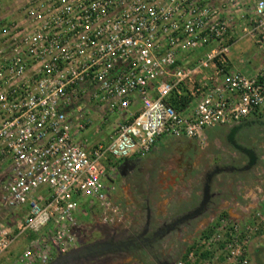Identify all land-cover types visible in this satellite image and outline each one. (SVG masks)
<instances>
[{
    "label": "built area",
    "instance_id": "built-area-1",
    "mask_svg": "<svg viewBox=\"0 0 264 264\" xmlns=\"http://www.w3.org/2000/svg\"><path fill=\"white\" fill-rule=\"evenodd\" d=\"M47 1L41 33L23 46L27 60H0V165H8L9 175L0 205L29 208L16 230L0 227V256L23 236L53 229L44 249L37 242L22 264H48L53 251L74 245L81 198L109 209V177L121 162L145 158L165 138L205 142L211 129L264 121V71L230 68L235 39L216 6L200 0L167 6L154 0ZM253 15L249 34L262 48L264 0ZM206 47L198 61L185 63L184 56ZM173 94L187 96L183 111L169 104ZM90 110L124 115L108 144L90 148L79 140L75 131L91 125L85 117ZM260 234L264 210L246 221L220 216L173 264H250Z\"/></svg>",
    "mask_w": 264,
    "mask_h": 264
},
{
    "label": "rangeland",
    "instance_id": "rangeland-1",
    "mask_svg": "<svg viewBox=\"0 0 264 264\" xmlns=\"http://www.w3.org/2000/svg\"><path fill=\"white\" fill-rule=\"evenodd\" d=\"M154 1H158L159 4L164 6L170 3V0ZM257 1L200 0L199 4H208L219 8L221 19L227 22L230 27V33L234 37L235 42H237L243 37H251L249 32L253 28V13ZM47 3V0H0V60L2 58L14 59L18 57L21 60H27L29 55L23 46L28 49L26 42L29 37L41 33L40 29L46 19L43 12ZM225 4L227 6L224 7ZM204 53L187 55L183 59L185 63H194L203 57ZM262 56L264 61V54ZM6 74L12 77L11 71H6ZM23 74L26 77V74ZM85 113V117L90 120L91 125L85 130L86 133L84 135L83 131L76 130L77 136L82 137L83 141H88L90 148L96 146V144H104L103 140L112 129L113 120L106 121L103 118L105 116L104 113L102 114L100 111L90 110ZM111 116L114 119L120 117L118 114H112ZM229 130L230 127L211 129L207 132L205 142L165 138L161 141L160 146L154 148L149 155L143 158L140 165L142 169L140 174L130 178L123 177L119 179L115 170L111 174L112 177H109L111 181L109 183L113 181L116 184L113 183L110 187H117V196L124 197L123 199L115 200L117 206L124 211L125 198L127 197L126 194L121 192L122 188L127 194L131 193L132 196L137 197L140 202H142V198H146L148 195L152 203L159 200L163 201L164 206H169L168 208L170 211L173 210L174 215H182L199 206L203 196L205 178L210 171L216 166L236 165L243 167L248 162L244 155L238 153L229 145L227 141ZM249 133L244 131L239 134L237 140L241 145L252 147L256 151L258 163L250 173H223L214 178L211 191L213 197L210 201V207L218 211L216 219L220 217V214H224L227 218L235 221H246L255 216L257 212L264 210V131L254 130L251 132L253 136L249 135ZM248 137H250V140ZM7 167L8 165H0V196H2L3 187L9 179V175L6 172ZM44 191L46 189L42 192ZM176 200L179 201L177 206L174 204ZM80 201L81 204L76 214V218L80 223L81 220H86L89 216H97L99 219L103 218L100 209L103 212H109L108 209H104L101 205L99 206L98 202L92 198L86 199L83 197ZM28 212L29 208L25 207L24 212L18 211V216H16L13 211L3 209L0 205V227L7 228L10 231L16 230ZM124 213H126V210ZM86 214L88 215L84 216ZM113 214L118 215L119 212L111 211V216L107 217L112 218ZM110 224L109 226H111ZM52 230V225H50L41 229L38 233H30L28 235L31 236L30 239L35 240V244L39 242L40 249H44V245L49 242L48 238L49 235L51 236ZM72 231L75 235V241L84 232L79 229ZM260 236H264V234L258 235V237ZM194 237L196 238V236ZM22 238L14 243V246L9 251L0 256V264H22L18 255L23 250L24 252L27 249L33 250V247L28 248L30 244L27 240L23 241ZM42 238H45V241L41 240ZM256 239L250 252V264H264V238ZM196 240L197 238L194 243ZM17 246H20L18 250ZM190 248L187 247L184 253L189 251ZM51 249L50 247L46 250ZM35 250L37 249H34L33 252ZM54 254L56 255L55 251H53L52 258L55 257ZM182 255L180 257L176 256V258H181ZM35 263L40 264L38 262Z\"/></svg>",
    "mask_w": 264,
    "mask_h": 264
},
{
    "label": "flooded vegetation",
    "instance_id": "flooded-vegetation-1",
    "mask_svg": "<svg viewBox=\"0 0 264 264\" xmlns=\"http://www.w3.org/2000/svg\"><path fill=\"white\" fill-rule=\"evenodd\" d=\"M240 125L242 129L238 132L236 140L239 134L244 131L250 132L251 136H253L251 132L254 130L264 131V121L259 119L247 120ZM231 130L232 128H230L229 134ZM229 134L227 136L228 143ZM248 139L250 140V137ZM160 145L161 142L155 148ZM229 145L231 146L230 143ZM142 161L143 158H130L121 162L116 168L118 178H130L140 174ZM223 167L236 168L233 172L226 174H246L253 170L240 172L239 169L243 167L236 165ZM113 183L116 184L113 181L108 183L110 188L107 194L110 205L109 212H103L100 209L103 218L89 216L86 220H81V223L78 220L75 230L84 231L83 234L76 238L74 245L67 252L55 255L48 264H173L178 258L176 256L180 257L185 254L186 248H190L194 244V240L200 238L202 232L208 229L218 216L216 214L218 211L211 208L209 203L201 215L183 220L198 206L182 215H174L173 210L170 211L169 206H164L163 201L152 203L148 195L140 202L131 193L127 194L124 188L121 189V192L126 194L127 198H125V205L123 204L125 207L123 211L115 202L122 196H117V187H110ZM176 201L174 204L177 206L179 201ZM125 210L127 214L124 213ZM111 211L119 212L120 216L113 214L114 216L110 218L111 221H105L107 216H111Z\"/></svg>",
    "mask_w": 264,
    "mask_h": 264
},
{
    "label": "crops",
    "instance_id": "crops-1",
    "mask_svg": "<svg viewBox=\"0 0 264 264\" xmlns=\"http://www.w3.org/2000/svg\"><path fill=\"white\" fill-rule=\"evenodd\" d=\"M263 54H264V47H262V48L258 47L256 45V42L254 41V39L249 37V36L248 37H243L242 39H240L237 42H235L232 45L231 49H230V53H229L230 68L232 70L244 72V73H247V74H257V73H259L261 71H264L263 70L264 69V61L262 59V57H263L262 55ZM100 112L102 114L104 113L102 111H100ZM118 115L120 117L115 118V119L111 115H109L108 117L107 116H103V118L106 121L113 120V122H114V124L112 126V129L107 134V137H105V139L103 140L104 144H108L110 142L111 135L116 130L118 123L124 118V115H121V114H118ZM85 133H86V131L83 132V135ZM79 140H82V137H79ZM87 143H88V145L90 144L88 141H87ZM1 175H3V174H1ZM45 189L46 188H42L39 191V193L45 195L47 193V189H46V191L42 192ZM261 206H263V205H261ZM24 210H25V207H21V208L13 209L12 211L14 212V215L18 216V211H23L24 212ZM10 222H11V220H10ZM30 237L31 236L26 235L22 239H23V241L27 240V242L30 244L28 246V248L33 247L32 251H34V249H37V247L35 245V240L30 239ZM258 238H264V236H260ZM41 240L45 241V238H42ZM13 246L14 245H12V247ZM19 247L17 246V250H18ZM251 249H252V246L250 247V250H249L250 252H251ZM24 253L25 252L23 250L22 253L20 255H18L20 257V260H22L24 258ZM34 264H36V263H34Z\"/></svg>",
    "mask_w": 264,
    "mask_h": 264
},
{
    "label": "water",
    "instance_id": "water-1",
    "mask_svg": "<svg viewBox=\"0 0 264 264\" xmlns=\"http://www.w3.org/2000/svg\"><path fill=\"white\" fill-rule=\"evenodd\" d=\"M242 129V126L239 124L237 126L232 127V130L229 134L228 140L231 146L238 151L240 154L244 155L248 162L243 168L239 169L240 172H249L252 169H254L258 163V156L257 153L250 148L242 146L239 142L236 140V136L238 132ZM236 170V168H229V167H220L217 166L213 171L208 173L206 175L204 188H203V196L202 200L199 204V206L190 214L186 215L183 220L193 219L203 213L204 210L208 207L213 195H212V184L214 181V178L218 175H221L223 173H229Z\"/></svg>",
    "mask_w": 264,
    "mask_h": 264
},
{
    "label": "trees",
    "instance_id": "trees-1",
    "mask_svg": "<svg viewBox=\"0 0 264 264\" xmlns=\"http://www.w3.org/2000/svg\"><path fill=\"white\" fill-rule=\"evenodd\" d=\"M256 45L258 46V47H260L257 43H256ZM210 48L209 47H206V48H204L202 51H200L198 54H202V53H204V51L205 50H209ZM187 101H188V98H187V96H182L180 99H179V97H177V95H175V94H173V95H171V96H169V98H168V102H169V104L170 105H172V106H174L178 111H183L184 110V108L186 107V104H187ZM263 115L261 114L259 117H262ZM257 119H259V118H257ZM7 210H13V209H7ZM221 216H225V217H227L226 215H221ZM210 232V226H209V228L208 229H206V230H204L203 232H202V236H205L206 234H208ZM201 236V237H202ZM190 250V249H189ZM185 254H183L182 256H184Z\"/></svg>",
    "mask_w": 264,
    "mask_h": 264
}]
</instances>
